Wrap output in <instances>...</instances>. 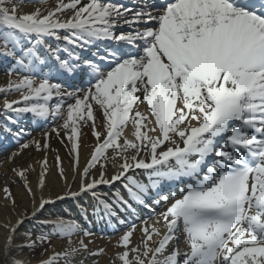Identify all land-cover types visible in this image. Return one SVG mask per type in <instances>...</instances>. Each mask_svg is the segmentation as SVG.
I'll list each match as a JSON object with an SVG mask.
<instances>
[{"label":"snow or ice","instance_id":"6c2138e0","mask_svg":"<svg viewBox=\"0 0 264 264\" xmlns=\"http://www.w3.org/2000/svg\"><path fill=\"white\" fill-rule=\"evenodd\" d=\"M24 3L0 0V57L13 62L0 93H19L0 108V145H19L9 162L31 147L44 157L35 185L32 163L11 168L30 205L20 208L7 182L0 188V264L108 255L90 247L93 221L125 228L110 264H264V0H38L30 11ZM25 114L62 123L20 143L30 133L12 125ZM84 127L96 143L81 168ZM61 129L73 161L69 175L56 156L61 187L53 192L47 151ZM149 200L167 206L132 222L133 205ZM67 201L75 214H61ZM53 237L65 241L61 249Z\"/></svg>","mask_w":264,"mask_h":264},{"label":"bare ground","instance_id":"6f19581e","mask_svg":"<svg viewBox=\"0 0 264 264\" xmlns=\"http://www.w3.org/2000/svg\"><path fill=\"white\" fill-rule=\"evenodd\" d=\"M132 2V0H117V2H122L126 5H130L127 2ZM87 0H82V3H86ZM33 3L36 4V6H39L38 4V0H33V2H28V0H25L24 3V11H30L33 8ZM55 0H47V6L51 7L54 6ZM51 43V41H49ZM8 62H10V59H5L0 57V72H5L3 75L0 74V86H5L7 84V80H8V75H7V68H8ZM15 78V76L13 77ZM4 95V98H7L9 100L12 99H16L19 95V93L16 92H9V93H0V96ZM70 102H73L71 100H69ZM0 104H3V100H0ZM139 110L142 112H146L148 109V106L146 103L143 104H139L138 106ZM94 112L96 114V116L98 118H102V113L101 111L96 108L94 106ZM3 114V113H2ZM1 112H0V121L2 119L1 117ZM62 123V121H61ZM100 124V119H98V127ZM131 125H129L126 129H125V135H128L129 138H132L130 133H131ZM64 129L60 130V136L57 137L55 133H52L51 135V139H50V148L47 151V159H48V166H49V175H48V185L49 187L52 189L53 192L59 191L61 185L59 183H57V176H56V172H57V168H56V156L59 155L62 161V166L65 169L66 173H68L69 175H71V165H72V161H73V155L70 154V147H71V143L68 140V138L64 135ZM36 139H41L42 136L41 134L36 135L35 136ZM61 141H63V143H61ZM96 143V138L93 137L91 135V129L90 127H84L81 130V137H80V148H79V160H80V167L82 168L84 163L86 162V159L90 156L92 147L95 145ZM44 157V153L43 152H38L36 151V149L34 148V151L32 152V156L29 157L28 161L26 160V164L28 163H32L33 166L36 168V171L31 172L29 178V181L33 183V185H35L36 179H37V173L39 172V168L36 166V161L43 159ZM23 160H25V158H23ZM9 164V161L7 160V158H5V160L3 161V163L0 165V173L2 176H5L7 174L6 171V167ZM109 173H111L113 171L112 167L108 168ZM9 174V173H8ZM13 173L10 174L9 177H3V180L0 181V188L3 187V185L7 182L8 185L11 182L12 184H14L13 188H14V192L17 195V200L21 202V204H19L18 206L20 208H23L24 206H28L30 205V201L27 200L25 198V194H24V190H23V186L19 180V178L17 177H13L12 176ZM78 177H77V181H78ZM12 181H15L14 183ZM117 188H120V185L117 184L116 185ZM45 191H48V188L45 189ZM101 191H108V189L106 187H102ZM121 191H123V189H121ZM179 189H175L172 192H176L178 194ZM164 195H169V191H166L163 193ZM88 198L85 197L84 201L87 202ZM6 201L3 198V193L0 192V218H3L5 215H7V211L4 208ZM165 204V202L163 200H160L158 203L153 202V200H149L148 201V206L146 208H144V206H137V205H133V207H135L137 209V214L139 216V219H136L135 217H129L132 222L136 223V224H140L141 220H145L148 219L147 217L151 216L152 214H154V210L157 208L158 205H162ZM141 207H143V209H140ZM166 208V207H165ZM58 209L63 210L61 212L62 215H67V214H75V210L74 207L72 206V202L71 201H67L63 204H59L58 205ZM163 211V210H162ZM160 211V212H162ZM159 212V213H160ZM89 227H91L92 231L95 233V243L93 245H90L91 248L95 249L97 247H103L106 249V251L108 252V255H103L100 257H91L86 261V264H91V260L92 259H98L100 261V264H110L109 260L111 255L113 254L114 251H118L120 249H113V243L115 242L116 238L122 234V232L125 230V228L123 226H120V230L118 232H113L110 229H108L107 227H104L102 225H97L95 223V221H93V223L91 225H88ZM110 236H114L113 239L110 240V242H108V238L107 237ZM140 239V233L137 232L136 234H134V236L132 237L133 242H137ZM107 240V241H106ZM53 247H55L57 250L61 249L62 246L64 245L62 242H60V240L55 237L54 240L51 242ZM181 244V243H180ZM184 244V243H182ZM40 257H38L39 259Z\"/></svg>","mask_w":264,"mask_h":264},{"label":"rangeland","instance_id":"374dc122","mask_svg":"<svg viewBox=\"0 0 264 264\" xmlns=\"http://www.w3.org/2000/svg\"><path fill=\"white\" fill-rule=\"evenodd\" d=\"M50 41H51L52 45L55 46V41L54 40H50ZM12 63L13 62L11 60H10V62H8V68H10L12 66ZM6 72H7V70H6ZM4 73L5 72H0V74H2V75ZM57 82H59V81H57ZM75 87L87 88L88 84L84 83V82H81V81H77V82H75ZM4 99H5L4 95L0 96V100L1 101L4 100ZM56 102L57 101L55 99H53L50 103L54 104ZM67 103H71V102L68 100ZM0 108H2V104H0ZM0 112H1V115H2L1 116L2 119H1L0 123H3V114H2V111H0ZM61 121L62 120L59 119V118H57L55 120H53L52 118H49L46 123L43 122V121H34L31 114H25L23 116V118L18 122V124L12 125V129H13L14 132H16V131H19L20 128H24L27 133H30L29 135L23 136L21 138L20 143H23L25 140L32 139L36 135L42 134V132H44V131H50L52 127L60 124ZM18 147H19V145L15 141H12V140H9L8 146H6V147L3 146V145H0V165L3 163L5 158H7ZM33 151H34V147L26 149V150H24L22 152L21 155H19V156H17L15 158L14 162H9V164L6 167L7 174L5 176H2L1 173H0V181L3 180V177H9L10 176V174L12 173L11 172V168L12 167H14L16 165L26 166L25 165L26 164V160L28 161L29 157L32 156V152ZM23 158H25V160H23ZM109 167H111V164H109ZM30 173L28 174V177L30 176ZM131 174L139 175V178L144 179L142 173H131ZM12 176L15 178L14 174ZM13 185L14 184H12L11 182L9 183V187H10V189L12 191L13 196L17 198V195L14 192V188H13L14 186ZM180 187H182V185L177 184L174 188L171 189V191H174L175 189H180ZM166 191H168V190L166 189L165 192ZM178 194H179V191H178ZM17 204L19 205V204H21V202L17 200ZM166 206H167L166 204L158 205L157 208L154 210V214H152L151 216H149L147 218L156 216L160 211L164 210ZM144 208H146V207H144ZM140 209H143V207H141ZM113 237L114 236L107 237L108 238V242H110V240L113 239ZM54 238L55 237L52 238V241L54 240ZM59 240L63 244L65 243V241L63 239H59ZM133 243H135V242H133ZM182 243H183V237H181V244H179V247L181 248V250H184L185 249V245L182 244ZM44 247L47 248L48 245H44ZM41 251H42V249L37 248L35 250V253L33 254V258L34 259H38V257H40V252ZM109 262H110V260H109Z\"/></svg>","mask_w":264,"mask_h":264}]
</instances>
